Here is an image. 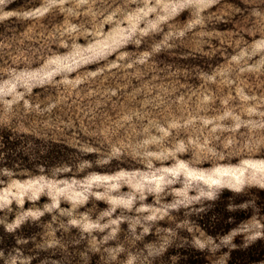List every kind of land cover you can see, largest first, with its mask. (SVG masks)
<instances>
[{"label":"rangeland","instance_id":"374dc122","mask_svg":"<svg viewBox=\"0 0 264 264\" xmlns=\"http://www.w3.org/2000/svg\"><path fill=\"white\" fill-rule=\"evenodd\" d=\"M0 264H264V0H0Z\"/></svg>","mask_w":264,"mask_h":264}]
</instances>
